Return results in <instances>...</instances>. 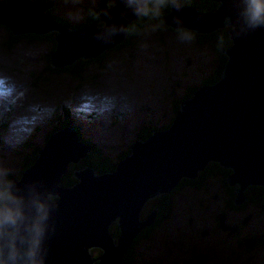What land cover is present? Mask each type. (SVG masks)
I'll list each match as a JSON object with an SVG mask.
<instances>
[{
  "label": "water",
  "instance_id": "obj_1",
  "mask_svg": "<svg viewBox=\"0 0 264 264\" xmlns=\"http://www.w3.org/2000/svg\"><path fill=\"white\" fill-rule=\"evenodd\" d=\"M213 1V10L202 11L179 0L182 10L169 4L158 22L195 32L228 28L223 31L228 48L219 51L216 80L194 85L191 95L175 106L165 129L134 141L113 170L96 173L84 164L72 170L74 183L61 186L67 165L77 164L91 147L67 126L46 125L33 160L14 178L8 176L18 187L31 184L44 194L49 216L39 249L43 264H123L133 239L156 215L152 208L141 218L142 205L168 193L181 178H195L209 162L230 170L225 182L234 186L235 205L245 200L246 186L264 187V28L245 25L240 16L243 0ZM113 2L114 9L103 8L94 24L80 28L60 25L47 14L53 0H7L0 2V28L13 35L49 33L46 64L63 68L96 57L124 39L125 32L109 36L108 30L112 25L126 27L137 16L123 0ZM226 15L231 16L229 25L224 23ZM173 17L183 23H173ZM97 33L110 42L96 39ZM49 193L53 199L47 198ZM91 247L97 256H90Z\"/></svg>",
  "mask_w": 264,
  "mask_h": 264
},
{
  "label": "rangeland",
  "instance_id": "obj_2",
  "mask_svg": "<svg viewBox=\"0 0 264 264\" xmlns=\"http://www.w3.org/2000/svg\"><path fill=\"white\" fill-rule=\"evenodd\" d=\"M53 1L46 12L50 10L52 17L63 18L72 27H78L82 5L101 0ZM108 1L111 4L112 0ZM12 35L0 28V42ZM13 36L18 39L14 43L20 41V35ZM25 44L0 53V82L7 89L4 96L0 90V167L7 168L11 176L18 174L20 156L26 153L23 149L41 145L46 125L51 126L59 112L58 105H69L70 119L75 121L70 123L80 141L91 143L93 148L96 146L114 158L142 139L143 133L149 135L165 129L178 101L190 86L201 83L203 70L211 67L215 57L206 43L194 44L186 35L181 39V34L175 31L149 25L116 52L85 67L79 87L77 80L64 71L53 74L51 82L32 85L30 73L40 72L48 46ZM81 161L68 164L67 168L69 165L76 168ZM204 191L205 197L202 191L173 196L174 213L170 221L137 245L139 260L135 264H264V245L250 254L244 251L228 254L232 245L223 243L222 232L212 231L209 218L212 212L214 216L219 213L224 193L217 191L215 197L211 189ZM146 206L147 201L142 208ZM148 206L139 215L150 211L152 207ZM245 212L250 214L253 224H259L253 230L262 235L264 214L255 206H247ZM245 212H227V216L230 221H238ZM205 246L209 251L201 259ZM91 248L90 256H97V249Z\"/></svg>",
  "mask_w": 264,
  "mask_h": 264
},
{
  "label": "trees",
  "instance_id": "obj_3",
  "mask_svg": "<svg viewBox=\"0 0 264 264\" xmlns=\"http://www.w3.org/2000/svg\"><path fill=\"white\" fill-rule=\"evenodd\" d=\"M0 1H7V0H0ZM41 1H46V0H41ZM182 2L196 7L198 10H207L208 8H214L216 3L213 0H181ZM209 7L207 8V6ZM109 8V1L108 0H101L98 3H89L85 4L84 6L82 5L81 8V14H80V19L81 21L76 24L78 27H89L92 24H94L97 20V14L100 12L103 8ZM50 11V10H49ZM49 11H47V14L58 24L60 25H67L71 26L68 21L64 20L63 18L60 17H55L50 15ZM164 15H166V7L161 10V15L159 17H136L132 21H130L128 24H126V29L127 31L125 32V37L124 39L116 44L113 47H109L105 49L101 54H99L96 57L90 58V59H78L75 62H73L70 66H66L63 68H58V69H53L49 66V64H46V56L49 55L51 52V43H50V34H43V35H35L33 33H26L22 34L21 37L19 38L20 41L17 43H26V44H46L48 46V51L45 56H43V66L40 68L39 73H30V75L33 78L32 85L37 84V82L40 83H45V82H51V80L54 78L53 74H58L61 72H66L69 75L73 76L74 79L77 80L76 86L79 87L81 85V82L83 80L82 72H85L86 69L84 70L85 67L92 65V63H99L101 59H103L107 54H111L119 50V48L123 47L125 44L129 43L133 38L137 37L146 26L153 25V27H163L166 28L167 31H175L178 34H181L179 29L171 28L166 25H160L158 24L160 18H162ZM98 25H101L102 23H97ZM186 30L185 35L188 36L194 44L199 43H206L209 47V50L211 49L215 57L211 60V67L208 70H203L202 72V81L198 85L202 84H210L213 83L216 80L220 60H221V54L219 53V50L221 48L227 49V42L225 39V35L223 31H227L228 28H221V29H215L214 31H208V32H195L192 30ZM7 33L9 31L6 30ZM151 32V31H149ZM148 32V33H149ZM15 36H11L7 42H11L10 44L12 47H15L17 43L16 40H18ZM159 40H162L159 38ZM209 42V43H208ZM25 44V45H26ZM84 84V83H83ZM194 86H190V89L185 91V94L182 99H185L191 95V92L193 90ZM179 104V102L177 103ZM69 105L61 104L58 105L59 107V112L56 114L53 123L51 124V127H54L56 129L62 128V127H68L71 130L75 131V127L71 125L70 122H75L71 120V114L69 113ZM77 126V124H75ZM79 126V125H78ZM58 127V128H57ZM166 127V126H165ZM164 127V128H165ZM143 138L145 139L148 135L143 133ZM83 141V140H81ZM85 144L90 145L91 150L84 159L80 162V164L76 167H83L84 164L91 167L96 173H103L106 171H111L113 170V167H115V164L118 160H120L124 155H126L129 152V149L126 151H120V153L117 155V157L110 158L108 155L104 154L99 148L94 146L91 143H87L84 141ZM26 150V153H24L22 156H20V169L18 170V173L25 167L27 166L34 158V148L31 149H23ZM207 166L204 167V169L200 172L197 173V176L193 179L190 178H181L178 183L168 192V193H162L159 194L153 198L155 200L154 204L152 203L153 207L155 208L156 215L154 218V229L153 227H146L143 230H141V234L146 232L148 235H152L154 230H158L162 226H164L166 223H168L171 219L172 214L174 213V197L176 196H181L185 192L188 191H194L198 194L199 192L202 191L203 197L206 196V189H211L213 193L215 194L217 191H220L225 194L227 200L223 202L222 207L217 209L219 210V215L220 217L222 215H225L224 212L226 211H235L238 208H242L241 211H238L240 213L244 212L247 209V206H255L256 208L261 209L264 211V187L258 186V185H248L244 188L242 194L245 198V200L240 203L239 205H235L233 203V197L235 195L234 192V186H228L225 182L226 176L230 173V170L228 168H222L219 167L217 163L214 162H209L206 164ZM75 169V166H68L66 172L61 176L60 178V185L61 186H69L72 183H74V179L71 177V172L72 170ZM17 175V173H16ZM215 176H217L218 180L217 182L214 181ZM152 200V199H151ZM150 202V201H147ZM150 205V207H151ZM202 205V204H201ZM230 209V210H229ZM213 219V226L214 229L213 231H222L221 230V221L218 218V216ZM228 217L224 221H227ZM188 221V219H187ZM220 222V223H219ZM151 224V225H152ZM150 225V226H151ZM109 232L112 234V226L110 225L108 228ZM137 237V236H136ZM136 237L133 239L132 244L130 247L126 250V252L123 255V264H134V261L138 257V249H136L138 243L135 242ZM243 238H245L244 235H242ZM148 240V238H145ZM259 244L261 245L260 247H263L262 245L264 244V236L260 237L259 239ZM241 247L247 248L248 250L251 247H247L245 245ZM93 249V248H91ZM207 249V250H206ZM257 249V248H256ZM95 251V249H93ZM255 251V249H253ZM253 250H250L249 252L252 253ZM209 251V247L205 246L203 250H201V259L204 258L205 252ZM246 253L249 254L247 250H242ZM257 251V250H256ZM97 254V252H96Z\"/></svg>",
  "mask_w": 264,
  "mask_h": 264
},
{
  "label": "clouds",
  "instance_id": "obj_4",
  "mask_svg": "<svg viewBox=\"0 0 264 264\" xmlns=\"http://www.w3.org/2000/svg\"><path fill=\"white\" fill-rule=\"evenodd\" d=\"M123 3L137 17H159L161 10L169 4L178 12L182 10L179 0H123ZM243 3L240 16L245 25L250 29L264 28V0H243ZM115 6V2L109 4L110 9ZM104 15L112 18L109 12ZM126 16L127 12L121 13L122 19ZM173 23L180 25L183 21L180 17H173ZM224 23L229 25L231 16L226 15ZM126 31L124 25H112L108 30L109 36ZM179 31L181 39H184L186 30L181 28ZM95 38L104 43L110 42L100 33L95 34ZM8 175L9 170L0 167V264H43L39 249L44 234L43 225L49 216V208L42 198L44 194L31 184L18 187L8 179ZM47 198L53 199L50 193Z\"/></svg>",
  "mask_w": 264,
  "mask_h": 264
},
{
  "label": "flooded vegetation",
  "instance_id": "obj_5",
  "mask_svg": "<svg viewBox=\"0 0 264 264\" xmlns=\"http://www.w3.org/2000/svg\"><path fill=\"white\" fill-rule=\"evenodd\" d=\"M208 7H209V5L207 6V8ZM208 9H212V8H208ZM22 44L23 43H20V44L18 43V44H16V46H20ZM11 48H12V46L10 45L9 42H7V41L0 42V53H2V50H8V49H11ZM4 107H6V105ZM1 127L4 128V125H1ZM9 176L12 177V178L15 177V176H11V175H9ZM214 181L215 182L219 181L217 176H215ZM215 197H216V195H215ZM226 200H227V198H226V196L224 194L222 196V200L219 202L220 208L222 207L223 202L226 201ZM154 202H155V200H153V199L150 200V202H147V206H146V208H142V212H146L147 211L146 209H148V207H149L148 205H151L152 203L154 204ZM151 207L154 208L153 205H151ZM152 208H151V210H152ZM241 210H242V208H238L235 211H226V212H224L225 215H222L221 217L219 216V219L221 221V230H222L220 232H222L223 235L225 236L224 240H223V243L226 246H228L229 244L232 245L231 247H229V251H228V254H230V255H233V254L235 255V251L238 252V251H242L244 249V250H247L249 252L250 250H253V249H256V248L260 247L261 245L259 244V239H260V237H262V235L264 236V232H263L262 235L256 234V232L253 229L254 228H258L259 224H253L252 221H251L250 214L247 215V213L245 211H244L245 213L243 214V216H241L238 221H235L234 219H232V221H230V217L227 216V212H238V211H241ZM260 212H262L264 214V211H262L261 209H260ZM147 213H145L144 216ZM144 216L140 215L141 218L144 217ZM215 217L216 216H214L213 212L211 213V215L209 217L210 218V223H211V226H212L211 227L212 231L214 229L213 219ZM226 217H228V220L224 221L226 219ZM190 221H191V218H188V222H190ZM110 225L112 226V223ZM149 227H153V229H154V223L151 226H149ZM141 232L142 231H140L138 233V235H137V237L135 239V242L138 243L139 245H140V242L147 241L145 238H148V239L151 238V235H148L146 232L141 234ZM207 233L210 234L211 231L209 230V232L207 231ZM237 235H238V239H237V241H235V238H236ZM242 235H244L245 238H243ZM241 244H242V246L245 245V246L251 247V248L248 250L247 248L241 247ZM249 254H250V252H249ZM137 260H139L138 257L134 261V264L137 262ZM141 264H147V263L146 262H142Z\"/></svg>",
  "mask_w": 264,
  "mask_h": 264
},
{
  "label": "bare ground",
  "instance_id": "obj_6",
  "mask_svg": "<svg viewBox=\"0 0 264 264\" xmlns=\"http://www.w3.org/2000/svg\"><path fill=\"white\" fill-rule=\"evenodd\" d=\"M1 90V96H4L5 91H7V89H0Z\"/></svg>",
  "mask_w": 264,
  "mask_h": 264
},
{
  "label": "snow or ice",
  "instance_id": "obj_7",
  "mask_svg": "<svg viewBox=\"0 0 264 264\" xmlns=\"http://www.w3.org/2000/svg\"><path fill=\"white\" fill-rule=\"evenodd\" d=\"M0 89H3L2 82H0Z\"/></svg>",
  "mask_w": 264,
  "mask_h": 264
}]
</instances>
